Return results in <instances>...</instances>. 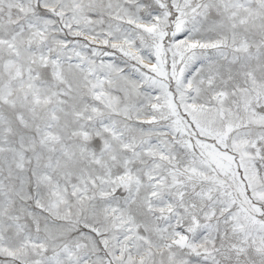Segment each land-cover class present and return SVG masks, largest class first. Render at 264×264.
<instances>
[{
  "label": "snow or ice",
  "instance_id": "6c2138e0",
  "mask_svg": "<svg viewBox=\"0 0 264 264\" xmlns=\"http://www.w3.org/2000/svg\"><path fill=\"white\" fill-rule=\"evenodd\" d=\"M0 264H264V0H0Z\"/></svg>",
  "mask_w": 264,
  "mask_h": 264
}]
</instances>
